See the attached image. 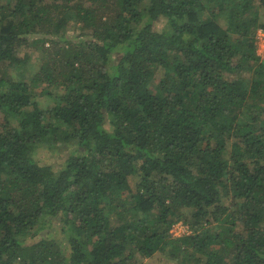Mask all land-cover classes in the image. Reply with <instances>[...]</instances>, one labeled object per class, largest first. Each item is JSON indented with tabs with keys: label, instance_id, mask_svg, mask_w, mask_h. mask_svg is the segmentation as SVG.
<instances>
[{
	"label": "trees",
	"instance_id": "trees-1",
	"mask_svg": "<svg viewBox=\"0 0 264 264\" xmlns=\"http://www.w3.org/2000/svg\"><path fill=\"white\" fill-rule=\"evenodd\" d=\"M259 5L0 0V264H264Z\"/></svg>",
	"mask_w": 264,
	"mask_h": 264
},
{
	"label": "rangeland",
	"instance_id": "rangeland-1",
	"mask_svg": "<svg viewBox=\"0 0 264 264\" xmlns=\"http://www.w3.org/2000/svg\"><path fill=\"white\" fill-rule=\"evenodd\" d=\"M257 13H259L260 17L262 20H264V6H258L257 8ZM261 28H257L256 31ZM260 48V47H259ZM39 50V49H38ZM39 51L37 52V49H33V48H27V49H22L20 52H19V56L20 57H24L27 59V63L30 64L32 67V69L35 71L39 68V61H41V55L38 54ZM264 57V51H262L261 53ZM31 74H27L25 76L26 80H30L31 79ZM41 86H44V84H42ZM41 86L37 87L34 89V93L37 94V92H39L41 90ZM60 92L59 90H57L56 93ZM38 96H42V95H38ZM39 98V97H38ZM42 102L44 105L47 104V101H46V98L42 97ZM67 153V148H65L64 146L62 147H59V148H53V149H49L47 148L46 146H44L43 148H39L37 150V152L35 153V158L37 160H40V161H48L50 162L51 164H57L59 163V160L63 159V157H65ZM136 178L135 177H130L129 178V182H130V186L132 189H134V182H135ZM180 230L181 228H185L184 225L179 226L178 227ZM48 229V228H47ZM42 233H44L46 231L45 230H41ZM182 233V231H181ZM148 264H167L168 262V259L161 253L159 254H155L151 259H147L146 260ZM172 262L170 261L168 264H171ZM174 264V263H173Z\"/></svg>",
	"mask_w": 264,
	"mask_h": 264
},
{
	"label": "built area",
	"instance_id": "built-area-1",
	"mask_svg": "<svg viewBox=\"0 0 264 264\" xmlns=\"http://www.w3.org/2000/svg\"><path fill=\"white\" fill-rule=\"evenodd\" d=\"M255 45H256V53L261 58H264V57H262L263 55L261 54L262 51H264V30L259 29V31L258 30L256 31V34H255ZM182 225L183 224H181V222H178V223L174 224L173 229L171 231L173 233V235H180L181 231L182 232L185 231L184 228H181V230L178 228L179 226L182 227Z\"/></svg>",
	"mask_w": 264,
	"mask_h": 264
},
{
	"label": "clouds",
	"instance_id": "clouds-1",
	"mask_svg": "<svg viewBox=\"0 0 264 264\" xmlns=\"http://www.w3.org/2000/svg\"><path fill=\"white\" fill-rule=\"evenodd\" d=\"M255 34H256V32H255ZM263 59V58H262Z\"/></svg>",
	"mask_w": 264,
	"mask_h": 264
}]
</instances>
